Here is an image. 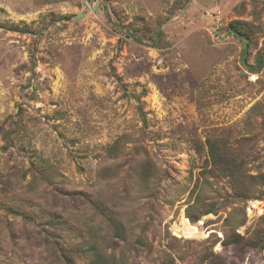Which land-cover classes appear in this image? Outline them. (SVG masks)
<instances>
[{
    "label": "rangeland",
    "instance_id": "rangeland-1",
    "mask_svg": "<svg viewBox=\"0 0 264 264\" xmlns=\"http://www.w3.org/2000/svg\"><path fill=\"white\" fill-rule=\"evenodd\" d=\"M233 21L256 27L253 62L264 45V0H0V128L21 124L11 147L0 136V201L40 216L0 210V264H86L72 234L59 238L41 221H82L99 250L106 230L90 206L99 195L133 226L151 223V250L116 239L115 262L163 264L169 254L174 264H206L212 252L227 264H264V252L242 260L223 246L232 212L241 213L236 226L245 210L241 237L264 229V200L225 210L224 179L221 212L196 223L185 215L209 136L246 157L249 173H264V70H248ZM12 24L31 33L7 30ZM158 30L159 43L149 38ZM122 137L134 160L111 176L105 150ZM199 192L213 194L196 191L192 201ZM185 227L196 231L185 236Z\"/></svg>",
    "mask_w": 264,
    "mask_h": 264
},
{
    "label": "trees",
    "instance_id": "trees-1",
    "mask_svg": "<svg viewBox=\"0 0 264 264\" xmlns=\"http://www.w3.org/2000/svg\"><path fill=\"white\" fill-rule=\"evenodd\" d=\"M6 29L22 34L31 33L27 27H20L13 24L7 25ZM228 30L245 41L244 62L247 64L250 73L258 74L264 70V45L253 62H250L249 58L250 50L254 46L256 27L243 21H233L229 24ZM130 33L131 30L126 33V36L139 38L136 34L137 31H134L132 34ZM163 35L164 33L161 30H158L156 33L151 34L149 38L155 40L157 37L156 42L159 43L163 41ZM137 41H140V38ZM9 127V131H7L4 127H1L0 136H3L6 143H9L8 147H11L13 138L17 137L21 133V124L18 120L13 119ZM128 144L129 142L124 140V137H122L105 150V158L115 162V166L111 167L108 171L111 176H115L120 167L126 164L129 165L130 161L134 160L129 157V153L126 152ZM204 145L207 147L208 154L207 158L204 159L206 169L202 170L199 177L196 179L194 188L192 189L190 195V205L188 202V207L185 209V215L191 223H196L201 217L206 215H217L222 211V207H224V209L226 207H232L234 208L233 210L236 211L237 209L234 204L238 201L243 202L250 199L264 200V173L260 172L256 175L249 173V169L247 168V158L243 156L240 158L238 155L229 151L228 147L224 144V139L222 143L217 138L209 136ZM204 145L199 141H196L195 143L194 149L201 157L202 152L204 151ZM120 160H123L124 163L120 164ZM137 166L140 168L141 165L138 164ZM143 171L146 170L143 169ZM148 178L146 179L147 183L151 176L149 179ZM211 178L212 181H210ZM224 179H227L228 181L232 192V198L229 200V198L226 197L225 203H223V206L221 205V207L220 203H218V199L222 193H220L221 189H217L216 185L219 186V183L224 181ZM206 189L212 190L213 194L215 193L218 198L216 199L213 194L211 196H202L199 192L197 193L195 200L192 201L196 191H205ZM90 201V206L93 210L94 216L101 221L104 229L106 230L103 244L99 250L96 246H94V243H91L88 246L86 238L89 235L87 231L83 230L82 221L76 222L74 227H70L67 225L68 221H62L57 215L52 214L48 216L43 215L44 220L41 221V223L48 226L52 230L60 231L61 233L59 238H62V235H66L68 233L72 234L76 240L74 243V245H76L74 253L83 255L86 264H132L128 263V261H125L123 258L121 261L115 262L112 252H116V239L122 241V243L131 242V246H134L135 242L138 246L151 250L153 244L150 242L147 234V230H149V226H151L149 221L136 222L135 226L137 227H135L131 222L127 221L128 219L125 218L124 213L120 212L115 206H113L111 201L106 202V199L100 195L95 196V198L92 196ZM0 210H6L11 214H19L21 211L22 216L25 217L26 220L33 219L37 221V219L40 218L37 213H24L22 211V207H15L1 201ZM244 211L242 213V219H240L241 221L236 223V226L244 224ZM236 213L239 214L241 218V213H238L237 211L230 213L225 221L226 227L230 228L224 230L225 239L223 241V246L225 248L231 247L236 256L242 260L243 255L249 251L264 252V229L254 233V235L249 238L241 237V235L236 233V226L232 223L234 220V214ZM262 221H264V219ZM140 223L142 225H139ZM167 236L170 237V234L167 233ZM173 240L178 242L176 239ZM172 243L173 242H170L168 246L169 250L174 251L173 248H176L177 245ZM107 253H109V255H107ZM203 260L206 264H227L224 258L220 255L213 254L212 252L210 255H204ZM166 263H175L169 254H167L163 261V264Z\"/></svg>",
    "mask_w": 264,
    "mask_h": 264
},
{
    "label": "bare ground",
    "instance_id": "bare-ground-1",
    "mask_svg": "<svg viewBox=\"0 0 264 264\" xmlns=\"http://www.w3.org/2000/svg\"><path fill=\"white\" fill-rule=\"evenodd\" d=\"M195 231H196V229L193 228V227H185V228H184V234H185V236H189V237H191L192 234L195 233Z\"/></svg>",
    "mask_w": 264,
    "mask_h": 264
},
{
    "label": "water",
    "instance_id": "water-1",
    "mask_svg": "<svg viewBox=\"0 0 264 264\" xmlns=\"http://www.w3.org/2000/svg\"><path fill=\"white\" fill-rule=\"evenodd\" d=\"M79 17V16H78Z\"/></svg>",
    "mask_w": 264,
    "mask_h": 264
}]
</instances>
